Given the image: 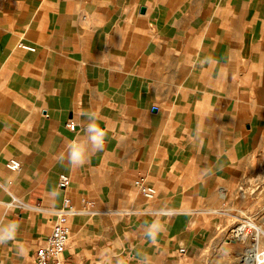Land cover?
<instances>
[{"label":"crops","instance_id":"crops-1","mask_svg":"<svg viewBox=\"0 0 264 264\" xmlns=\"http://www.w3.org/2000/svg\"><path fill=\"white\" fill-rule=\"evenodd\" d=\"M83 111L97 114L105 147L72 168L61 157L84 139ZM263 152L264 0H0V205L8 186L20 264H34L65 197L93 207L71 218L72 264H244L223 217L230 185ZM239 199L247 211L255 198ZM26 204L42 206L39 220ZM154 221L164 231L152 241Z\"/></svg>","mask_w":264,"mask_h":264},{"label":"built area","instance_id":"built-area-1","mask_svg":"<svg viewBox=\"0 0 264 264\" xmlns=\"http://www.w3.org/2000/svg\"><path fill=\"white\" fill-rule=\"evenodd\" d=\"M21 47L34 50L35 47L25 42H20ZM66 125L70 129L76 128L74 120L70 119ZM6 167L11 171H20L22 162L17 157H11L6 162ZM71 183L68 174L62 173L59 178V186L67 188ZM141 194L147 200H153L157 196V189L154 185L148 183L146 177H140L135 180ZM36 208L43 209L37 205ZM55 217L51 233L45 243L39 245L35 251L34 264H72L65 256V250L68 245L71 234V218L77 213L93 212L92 202L87 201L82 208H77L69 197L64 198L63 205L51 210ZM176 210L166 209L162 212L174 214ZM236 222L228 227L224 232V239L231 242H245L244 253L242 257H250L251 264H260L264 260V208L251 214L236 215Z\"/></svg>","mask_w":264,"mask_h":264},{"label":"rangeland","instance_id":"rangeland-1","mask_svg":"<svg viewBox=\"0 0 264 264\" xmlns=\"http://www.w3.org/2000/svg\"><path fill=\"white\" fill-rule=\"evenodd\" d=\"M12 155H8L7 158H9ZM16 157V156H15ZM18 158V157H17ZM16 172V171H12ZM246 183L241 184V182L235 181V184L230 185L229 192V201L227 202V206L229 207V213L225 215L224 218V223L222 225L227 229L231 225L236 222V216L237 215H243L245 213H248L249 211H255L264 201V183L262 181L264 180V152L256 154V157H254L253 164L251 168H247L246 170ZM6 186V185H5ZM8 186L5 187V190L9 193L7 194L8 201H14L13 197L14 194L9 192V189L7 188ZM10 187V186H9ZM8 190H7V189ZM3 189V187H2ZM250 195L254 196V200L250 202L249 207L247 208L248 210L245 211L246 208L241 207V205L246 201H242L239 199L242 197L244 200L246 199L248 201V198ZM2 201V200H1ZM1 203V202H0ZM5 203V202H4ZM15 203V202H14ZM0 226L6 225L7 223L11 222L9 219V214L10 210H15L19 209L17 207V203L13 204L11 206H5V205H0ZM21 210H28V212L34 216L37 217V220H39V216L42 215V213L36 209L32 208L30 206L24 205ZM6 214V215H5ZM86 217H90V215L86 214L84 215ZM13 222V221H12ZM16 223V222H15ZM21 229L18 230L17 233H19ZM246 243H249V240L245 242H235L237 244L238 251L242 254L244 252V246ZM264 245V240L262 242V246ZM9 246L11 248H15L16 252L14 255L16 258L14 259H8L6 256L9 255L8 249ZM18 244L16 242H9L8 245H2L0 246V264H20V255H18ZM243 255V254H242Z\"/></svg>","mask_w":264,"mask_h":264},{"label":"clouds","instance_id":"clouds-1","mask_svg":"<svg viewBox=\"0 0 264 264\" xmlns=\"http://www.w3.org/2000/svg\"><path fill=\"white\" fill-rule=\"evenodd\" d=\"M215 62V59L211 57H205L202 61L204 64H212ZM81 115L87 118V123L83 127L84 139H73L69 141L66 145V157H61V162L66 159L68 165L72 168L84 166L88 162L90 151H102L105 147L106 134L97 123V114L95 112L83 111ZM18 230L19 225L15 222H9L6 225L0 226V245H7L9 242L14 241ZM163 231L164 226L159 221H154L146 226L145 235L150 240L155 241ZM25 253L26 249L22 245L18 246V255L24 256ZM105 264H111V258L105 261ZM117 264H120L119 259H117ZM141 264H149V258L147 256L141 257Z\"/></svg>","mask_w":264,"mask_h":264},{"label":"bare ground","instance_id":"bare-ground-1","mask_svg":"<svg viewBox=\"0 0 264 264\" xmlns=\"http://www.w3.org/2000/svg\"><path fill=\"white\" fill-rule=\"evenodd\" d=\"M14 200H15V198H14ZM0 202L2 203L1 200H0ZM3 202H4V201H3ZM5 203L9 206V205L13 204V201H9V202H6V201H5ZM26 205H27V204H26ZM244 264H251V263H250L249 260H248V261H247V260H244Z\"/></svg>","mask_w":264,"mask_h":264}]
</instances>
